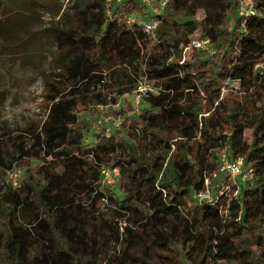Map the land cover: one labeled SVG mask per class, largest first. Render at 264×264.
<instances>
[{"label": "trees", "instance_id": "obj_1", "mask_svg": "<svg viewBox=\"0 0 264 264\" xmlns=\"http://www.w3.org/2000/svg\"><path fill=\"white\" fill-rule=\"evenodd\" d=\"M150 1L80 0L77 24L54 30L60 84L13 159L17 186L0 158V264H264V0L252 13L240 0H166L153 13ZM152 16V32L127 20ZM202 37L208 53L190 43ZM142 79L137 112L128 99L116 129L96 122L98 104ZM234 80L237 102L220 92ZM222 153L253 175L200 200ZM103 165L118 167L114 187Z\"/></svg>", "mask_w": 264, "mask_h": 264}, {"label": "rangeland", "instance_id": "obj_2", "mask_svg": "<svg viewBox=\"0 0 264 264\" xmlns=\"http://www.w3.org/2000/svg\"><path fill=\"white\" fill-rule=\"evenodd\" d=\"M78 1L0 0V158L7 176L8 172L18 173L13 162L18 149H27L31 145L26 130L40 125L53 102L51 96L60 84L55 75L59 71L52 63L57 51L54 30L77 24ZM106 1L109 5L110 0ZM83 2L91 5L98 0ZM3 4H11V14ZM4 12H9L8 18ZM176 83L181 85L179 80ZM148 84L142 79L129 95L112 93L108 103L98 104L100 115L118 116L119 109L128 99L135 106V95L149 88ZM241 91L236 80L225 82L220 89L221 95L229 94L235 102Z\"/></svg>", "mask_w": 264, "mask_h": 264}, {"label": "built area", "instance_id": "obj_3", "mask_svg": "<svg viewBox=\"0 0 264 264\" xmlns=\"http://www.w3.org/2000/svg\"><path fill=\"white\" fill-rule=\"evenodd\" d=\"M145 5H150V0H140ZM166 0H160L156 6L152 7L153 13H158L165 4ZM253 2L254 0H240V10L243 13H252L253 11ZM128 22L136 21L140 24L143 29L147 32H152L156 27L158 20L155 17H149L147 20L138 19L134 17H128ZM190 43L195 47L201 49L202 51L208 53L210 52V41L208 37L202 38H193ZM139 93L135 95V108L134 111H138V107L136 104L138 103ZM96 122L99 124L110 125L112 127H118L120 124L119 115L116 117H104L99 115L96 119ZM219 171L222 175L221 180L218 181L214 190H211L207 185V180L205 181V187L202 190L197 192V197L200 200H212L216 201L219 196L224 193H232L236 195L241 187L245 184L246 181L250 180L253 175L252 167L245 164L242 157L237 156L235 158H231L227 156V154L222 153L220 156V166ZM119 175V169L116 166H101L100 168V177L101 182L107 184L111 187L116 185V181ZM8 177L13 186L18 185V173L16 172H8Z\"/></svg>", "mask_w": 264, "mask_h": 264}]
</instances>
